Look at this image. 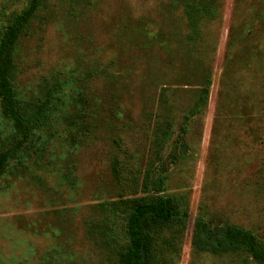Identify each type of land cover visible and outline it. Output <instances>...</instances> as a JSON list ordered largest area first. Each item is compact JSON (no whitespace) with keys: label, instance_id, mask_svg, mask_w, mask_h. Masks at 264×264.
<instances>
[{"label":"rangeland","instance_id":"rangeland-1","mask_svg":"<svg viewBox=\"0 0 264 264\" xmlns=\"http://www.w3.org/2000/svg\"><path fill=\"white\" fill-rule=\"evenodd\" d=\"M185 1L40 0L13 48L18 97L61 82L62 116L84 118L59 119L0 172V264H122L127 213L153 174L189 220L155 234L151 264H257L191 238L203 216L264 243V0H217L198 38ZM30 5L0 0V40ZM15 140L0 107V154Z\"/></svg>","mask_w":264,"mask_h":264},{"label":"trees","instance_id":"trees-1","mask_svg":"<svg viewBox=\"0 0 264 264\" xmlns=\"http://www.w3.org/2000/svg\"><path fill=\"white\" fill-rule=\"evenodd\" d=\"M40 0H31L30 8L14 17L7 33L0 40V107L12 124L15 142L0 154V172L10 169L12 164H24L31 151L38 152L40 133L55 135L59 119L68 126L79 127L82 114L64 115L65 99L62 83L57 82L34 102L19 99L14 82L15 47L22 31L37 10ZM188 23L194 35L201 36L200 23L217 20L220 9L217 0H186L184 6ZM205 97V95H203ZM166 176L153 174L145 180L144 186L151 195L141 199L130 208L126 216V250L122 264H151L155 234L170 226H187L189 208L172 196L165 194ZM191 243L199 252L221 254L228 251H244L251 255L257 264H264V243L250 229L232 223L214 225L203 216L195 219Z\"/></svg>","mask_w":264,"mask_h":264},{"label":"water","instance_id":"water-1","mask_svg":"<svg viewBox=\"0 0 264 264\" xmlns=\"http://www.w3.org/2000/svg\"><path fill=\"white\" fill-rule=\"evenodd\" d=\"M183 151H185V147H183Z\"/></svg>","mask_w":264,"mask_h":264}]
</instances>
